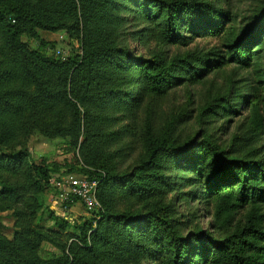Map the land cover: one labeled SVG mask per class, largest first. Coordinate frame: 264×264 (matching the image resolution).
Listing matches in <instances>:
<instances>
[{"label": "trees", "instance_id": "trees-1", "mask_svg": "<svg viewBox=\"0 0 264 264\" xmlns=\"http://www.w3.org/2000/svg\"><path fill=\"white\" fill-rule=\"evenodd\" d=\"M251 16L240 25L231 0H0V201L15 205L0 264H264V7ZM59 31L79 52L45 51L40 32ZM204 36L217 42L192 45ZM193 87L190 108L163 111ZM37 132L97 182L94 223L51 210L43 224Z\"/></svg>", "mask_w": 264, "mask_h": 264}, {"label": "rangeland", "instance_id": "rangeland-1", "mask_svg": "<svg viewBox=\"0 0 264 264\" xmlns=\"http://www.w3.org/2000/svg\"><path fill=\"white\" fill-rule=\"evenodd\" d=\"M232 10L236 13L238 23L240 25H244L249 22L252 18V14L255 11L260 10L264 7V0H231ZM244 23V24H243ZM131 27V26H129ZM40 38H42L47 45L45 46V51L48 54L56 55L60 58H66L72 52H79V44L70 40L67 35L62 32H40ZM23 40L26 41L30 48H35L37 46V42L35 40H31L27 37H23ZM217 40L214 37L204 36V37H196L192 41L193 44H197L200 46H210L216 43ZM129 46L131 55L134 57L139 54H143L146 51V48L143 45V42H138L135 38H129ZM138 52V53H137ZM262 68L264 69V53L262 58ZM255 78V76H253ZM264 87V84H261ZM190 90V91H189ZM177 88L176 90L170 92L167 98L162 103L161 107L163 111L168 112H176L177 107L186 106L185 108H190V101H194L196 98V91L199 90V87L193 88ZM190 97H189V94ZM189 93V94H188ZM195 98V99H194ZM192 104V103H191ZM120 112L115 113V115H119ZM237 118L232 120L230 125L229 133L231 134L234 131V127L236 124ZM220 123L217 122L215 127H217ZM196 131L195 127L192 132L194 134ZM222 138L226 137V135L221 136ZM10 149L19 150L20 145L16 140H10L5 145L4 152L9 151ZM29 149L31 151L30 157L37 163H45L49 165L51 169V180L49 185L41 188V191L38 194V198L40 203H42L41 209L39 211L38 216L42 218V222L45 226H50L51 221L48 220L50 211H54L55 214L67 219L68 221H74L78 219L80 223L84 221H95L99 215V209L101 208V204L97 199L99 205L94 209H87L80 202H74L73 204L66 205L63 203L58 197V189L60 187V178L67 174H72L74 176H82L77 170L83 168L84 165L81 161H79L77 154L76 158H74L73 150L68 148V145L64 139L61 138H48L40 133H34L29 138ZM3 148H0L2 151ZM136 155H138L136 153ZM134 155V156H136ZM135 158V157H134ZM134 158H130L127 161V157L124 162H122V169H131V164ZM79 161V162H78ZM135 163V162H133ZM71 169V170H70ZM3 177H7L10 181L14 180L15 177L12 175L3 174ZM22 178V177H19ZM96 195V194H95ZM121 202H119V207H122ZM15 205L6 204L0 201V235L12 238L14 230H15V219L12 216L13 209ZM202 221L201 225L203 228H206L208 225V218H206V214L202 213ZM94 223V222H93ZM50 253H58L56 249H54L51 245L47 243L42 244L41 254L43 256H47ZM107 264H116V263H107ZM142 264H154V260L143 261Z\"/></svg>", "mask_w": 264, "mask_h": 264}, {"label": "built area", "instance_id": "built-area-1", "mask_svg": "<svg viewBox=\"0 0 264 264\" xmlns=\"http://www.w3.org/2000/svg\"><path fill=\"white\" fill-rule=\"evenodd\" d=\"M97 182L87 176L64 175L60 178L58 197L66 205L80 202L87 209H94L99 205L96 195Z\"/></svg>", "mask_w": 264, "mask_h": 264}]
</instances>
